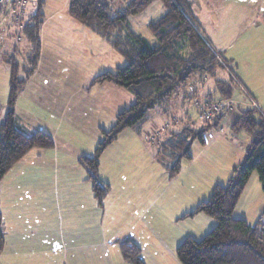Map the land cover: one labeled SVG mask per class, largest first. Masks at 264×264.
<instances>
[{"label":"rangeland","instance_id":"1","mask_svg":"<svg viewBox=\"0 0 264 264\" xmlns=\"http://www.w3.org/2000/svg\"><path fill=\"white\" fill-rule=\"evenodd\" d=\"M186 1L200 33L224 63V70L217 73L219 80L224 81L229 78V74L235 77L234 100L245 107L250 105L257 107L256 109L264 114V0ZM28 2L29 5L24 6L22 12L16 15L18 24L36 10L35 0ZM66 2L67 0L44 1L41 11L44 15L43 20L45 18L46 20L41 30L37 66L17 98L15 116L25 134L44 130L43 132L53 137L55 141H59L61 144L59 152L71 148L92 156L98 142L102 140L101 130L110 129L116 114L131 105L134 98L129 92L109 83L102 86L93 85V79L97 75L106 72V69L113 71L115 67L124 66L126 63L118 53L112 51L106 41L97 36L94 37L97 40L95 42L98 40L106 42L109 46L106 50L113 53L104 59L106 64L101 60L100 50L93 45L84 44L86 50L82 48L76 50L73 47V44L78 42L77 38L83 40L81 29L79 31L76 29V26L82 25L68 15ZM128 2L129 0H109L114 10L122 9ZM55 12L56 16L50 17ZM164 13L165 9L161 1L155 0L144 12L130 17L129 25L136 34L154 44L156 40L147 25L162 17ZM85 42L90 43V39L85 37ZM25 44L24 42L16 44L21 50V56L16 57L20 66H27L26 56L29 54L23 52ZM176 48L184 57L189 54L185 44L177 45ZM11 57L4 58L7 61ZM6 61H0L2 114L8 97L10 80ZM191 81L193 80L191 79L175 93L181 95L186 88V93L190 96ZM205 83L194 90L192 101L197 99L201 102L204 100L205 91L206 94H211L216 90L210 77L206 78ZM238 85L249 95L252 104L249 105L247 98L243 97L244 94L236 87ZM212 94L213 99L218 98L217 93ZM179 95L171 100L165 113H159L161 110L157 108L150 111L148 121L142 125L143 128L139 126L123 130L100 156V168H111L114 171L113 178H110L112 184L101 180L108 185L107 200H105L106 196L104 198L108 210L103 217L101 214L104 210L101 206L98 208L100 222L95 239L84 243L82 249L68 244V249L70 246L74 250L69 249L70 253L68 252L67 255L74 256L76 252L81 254L80 264H89L86 261L89 255H94L93 264L121 262L118 259L121 256L117 255L119 247L116 241L123 240L125 233L131 232L134 226L141 230L139 234L143 235L137 238L136 242L141 245V259L146 261L145 264H181L175 255L179 243L187 237L200 240L215 227L216 221L204 214L178 219L185 213L191 212L201 201L208 200L214 186L226 185L232 170L228 165L232 163V155L236 148L219 147L217 149L219 151L213 152V156L206 160L205 165L202 158H196L193 164L184 161L180 173L170 179L164 167L167 162L160 158L158 150L160 142L166 141L168 132L178 131L179 125L176 121L181 120L178 116L183 113L180 105L183 94ZM194 105V102H191L187 108L193 123L197 124ZM223 105L225 111L221 113L223 117L220 127L207 135L213 133L217 138L223 135H236L237 141L234 147L241 144L244 152V148L248 145V135L244 131L231 132V126L235 122L232 121L231 116L235 117V112L231 106ZM156 113L161 114L163 120H160ZM235 119L237 120V117ZM138 136L146 140V149L135 140ZM195 147L198 149L199 144H193L191 150L194 151ZM238 161L241 163L242 159L238 158ZM16 167L17 165L0 183L2 208L7 207L10 220L12 194H15L14 190L17 191V188L24 192L23 186L27 184L25 178L21 177L20 186H17L19 174L18 170H15ZM29 175L31 178L37 176L36 171ZM48 182L51 185L55 183L54 174ZM45 184L47 181H40L35 188V194H38L37 190ZM59 186L58 182L53 187ZM69 189L70 186L68 192ZM52 192L54 194V190ZM77 192L75 191L71 197L80 194ZM50 204L49 201H40L39 207L42 208L40 219L43 218V212H46L48 207L49 210L52 209L53 204ZM263 209L264 192L254 173L234 209L233 216L253 225ZM51 211L52 217L58 216L55 210ZM136 212L143 216L140 219L143 224L141 221L138 223L128 221L127 213L133 215L134 219ZM109 219L112 221L111 224L107 223ZM156 228L159 230L154 236L153 230ZM8 233L7 231V236L10 234ZM173 239L181 240L175 245ZM62 251L63 249H60V256L51 252L50 264H59L61 260V264L64 263L65 254ZM66 264H70L69 259Z\"/></svg>","mask_w":264,"mask_h":264},{"label":"trees","instance_id":"2","mask_svg":"<svg viewBox=\"0 0 264 264\" xmlns=\"http://www.w3.org/2000/svg\"><path fill=\"white\" fill-rule=\"evenodd\" d=\"M44 1L35 0L36 10L24 21H20L21 24L16 21L17 14L3 13L0 7V38L3 26H12L15 29V46L26 43L23 52L29 54L26 56L27 66H20L13 57L6 62L10 80L3 114L0 109V183L30 151L48 150L54 146L53 139L43 131L25 134L17 123L14 110L18 96L37 66L41 47L40 31L44 22L41 11ZM154 1L129 0L120 10L112 9L109 0L67 1L68 15L105 40L126 63L113 71L97 75L93 79V85L109 83L124 89L134 98L131 105L116 114L110 129L101 130L102 140L98 142L94 154L79 158L80 165L85 168L86 181L90 183L93 198L99 206H103L108 185L98 176L99 160L117 136L125 129L144 125L148 121V113L156 108L165 113L171 100L179 95L175 92L191 79L193 81L190 84H193L200 80L205 82L210 77L216 87L213 92L218 94V98L213 99V92L206 94V91L201 102L196 99L192 101V94L182 98L181 102L186 99V106L194 102L198 123H193V119L188 116V122L177 124L178 131L168 132L166 141L160 142L158 154L167 162L164 167L169 178L180 173L184 161L192 160L193 144L204 146L206 135L220 127L223 117L221 114L210 120L205 118V113L215 104L229 103L238 115L231 131H244L250 141L244 148L242 162L232 168L226 185L214 186L208 200L201 201L191 212L179 218L183 220L204 214L216 221L215 227L200 240L191 237L183 239L176 247L175 255L181 264H264V209L253 225L233 216L254 173L264 192V114L250 105L239 85L236 87L247 98L250 106H242L234 100L235 77L229 74V78L219 80L217 73L224 70V63L200 33L186 0H160L165 9L164 15L147 25L156 40L154 44L151 45L131 29L129 18L144 12ZM182 44L189 50L186 57L176 48ZM17 51L20 53V47H17ZM182 94H187L186 88L179 96ZM117 244L126 264H144L140 256L141 250L132 239L124 238ZM3 248L0 195V257Z\"/></svg>","mask_w":264,"mask_h":264},{"label":"crops","instance_id":"3","mask_svg":"<svg viewBox=\"0 0 264 264\" xmlns=\"http://www.w3.org/2000/svg\"><path fill=\"white\" fill-rule=\"evenodd\" d=\"M66 8H67V2H66ZM55 14L56 12L52 13L50 17L52 16L55 17L56 16ZM8 26L7 25L3 26L5 32L1 30L2 35L0 38V61L3 62L6 61V59L4 58L5 56H12L13 58L16 59V57L19 56L20 54L17 51V47L14 44L13 31L15 29L12 26L11 27ZM81 27L82 26H78V27L76 26V29L78 31L81 29L80 32L83 33V40H81V38H77L78 42L76 41V43L73 44V47L76 50L81 48L83 50H86L84 44H87L88 46L93 45L94 47L100 50L101 60L103 61L104 59H107V55L109 54L113 55L112 52L106 50V48H109L106 42H99V40L98 42H95L97 41L94 38L96 35L90 32L89 30ZM41 34L42 32L40 31V37ZM84 36L90 39L91 44L89 42H85ZM112 51L115 52L113 49ZM104 62L106 64V61ZM118 67H115V69ZM106 70L112 71L108 69ZM203 83L205 82L200 80L189 85V89L191 90L192 97H193V91ZM102 85L103 84H101L100 86ZM187 96H189L188 93L183 95L182 98H186ZM183 101L184 100H182V102L180 103L181 109H183V113L181 114V116H179L181 120H179L177 124H182L184 123V121L188 122L186 120L187 117L189 116V111L187 106L185 105L186 99L184 102ZM204 103H206V101L203 102V104ZM159 113H163V112L160 111ZM159 113H156L155 115L159 116V119L161 120L163 117ZM236 115L237 114L235 113V117L238 118V115L237 116ZM235 117L231 116L233 122L236 121ZM143 127L144 126H142V128ZM51 138L53 139L54 142V146L51 149L48 150L33 149L17 164V167L18 166L19 167L15 168V170H18V174H19V180L17 186H20L21 177L25 178L27 184L23 186L24 192H21L22 190H19L17 188V191L14 190L15 194H12L11 220L8 216L7 207L5 209L2 208L3 203L1 199V213L3 219V232H4V248L0 257V264H8V263L50 264L49 261H50L51 252L53 254L54 253L59 254L60 249H63L62 252H64L65 254L64 255L65 257L63 258L64 261L63 264H66L67 259H69L70 264H80L82 262L81 254L79 255L76 252L74 256L72 254L67 255L69 249L74 250L70 248V246L68 249V244H70L74 248L82 249L84 243L95 239L98 235V227L100 222V214L98 210L99 205L93 198V195L91 193L90 183L86 181L87 174L85 168H83L79 163L80 157L84 155L85 156H89V155L88 153L75 151V149H71V148L70 149L67 148L64 152H59L61 144L59 143V141H55L53 137ZM206 139L207 140L204 146L199 145L198 149L197 146L194 148V151L191 150L192 160H190V162L192 164L195 163L194 161L196 158L197 159L202 158V162L205 165L206 160H208L209 158H211V156H213L212 155L213 152H218L219 150L217 151V149L221 146L223 147L231 146L234 149L236 148L235 149L236 151L234 150V154L232 155L233 157L232 163H229L228 168L231 169L237 164H239L240 161H238V158L243 159L244 152L242 151V147H241L242 145L240 144L238 145V147H234L235 141H237L236 135L235 136H232V134H230V136L223 135L217 138L216 134L211 133L210 135H207ZM135 140L140 145H142L143 149H146L145 139L140 138V136H138L136 137ZM247 141L249 143L250 141L249 136L247 137ZM100 166H101V162L99 160L98 172H99L100 180L106 181L107 184H112L110 178H113V174H114L113 169L111 168L106 169L103 167L100 168ZM33 171H36L37 176L31 178L29 174H31ZM52 174H54V180H55V183L53 185L49 184L48 182ZM40 181L42 182L47 181V184H45V186L40 189L41 191L38 189L39 190V191L37 190L38 194H35V188L36 186L38 187ZM58 182L60 183V186L53 187L54 185L56 186ZM69 186L70 189L68 192ZM52 190H54V194ZM75 191H78L77 193L80 194L75 197L74 196L71 197V195H73ZM42 200L51 202V204H53L51 210H55L58 216L52 217V211L49 210L50 208L48 207L46 212H43V218L40 219L42 208H40L39 205H40V201ZM105 200H107V196ZM105 200L102 206V209L104 211L101 214L103 217L107 214V210H108V208L105 206V202H106ZM84 205L86 207H84ZM121 213L122 211L120 212V214ZM127 216H128L127 218L128 221L129 222L132 221L134 223L140 222L141 221L140 219L143 218V216L141 217L138 212H136L134 219H133V215L131 216L128 215L127 213ZM169 222L168 224L169 226H171ZM107 223L111 224L112 221L109 219ZM158 230H159L158 228L153 230L154 236L157 235ZM7 231L10 233V234L8 233L9 234L8 236H7ZM140 231L134 226L131 232L125 233L123 239L124 238L132 239L139 246L141 250L140 256L142 257L141 245H139L136 242L137 238L143 237V235L139 234ZM180 240L181 239L174 241L173 239V243L176 245L178 242H180ZM117 255L121 256L120 250L117 253ZM93 259H94V255H89L87 256L86 261L89 264H93L94 263ZM118 259L121 262H118L117 264H126L123 261L122 256ZM61 261L59 264H61ZM144 262L146 263V261H143V263Z\"/></svg>","mask_w":264,"mask_h":264},{"label":"built area","instance_id":"4","mask_svg":"<svg viewBox=\"0 0 264 264\" xmlns=\"http://www.w3.org/2000/svg\"><path fill=\"white\" fill-rule=\"evenodd\" d=\"M27 2H28V0H0V7L2 8L3 13L12 12L15 14H20L22 12L23 7L26 6ZM242 91L248 97V99L250 101V98L246 94V92L243 89H242ZM250 103L252 104L251 101H250ZM223 104L230 106L228 102H222L219 104H215L214 106H212L208 109L207 113H205V118L207 120H210L212 117L220 115L223 111H225L224 110L225 106Z\"/></svg>","mask_w":264,"mask_h":264}]
</instances>
